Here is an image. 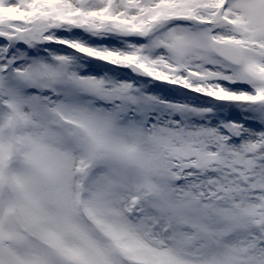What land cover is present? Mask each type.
Here are the masks:
<instances>
[{
    "label": "snow or ice",
    "instance_id": "snow-or-ice-1",
    "mask_svg": "<svg viewBox=\"0 0 264 264\" xmlns=\"http://www.w3.org/2000/svg\"><path fill=\"white\" fill-rule=\"evenodd\" d=\"M0 264H264V0H0Z\"/></svg>",
    "mask_w": 264,
    "mask_h": 264
}]
</instances>
